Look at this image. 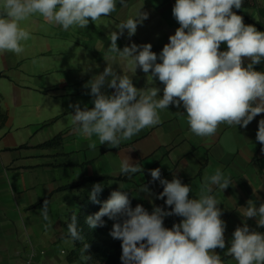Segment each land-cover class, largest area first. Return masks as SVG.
<instances>
[{"label":"crops","instance_id":"0c3cea01","mask_svg":"<svg viewBox=\"0 0 264 264\" xmlns=\"http://www.w3.org/2000/svg\"><path fill=\"white\" fill-rule=\"evenodd\" d=\"M174 4L175 0H125L122 5L117 0L116 10L109 16L90 20L86 28L72 26L67 31L34 17L28 25L32 35L25 52L20 56L0 55V99L8 115L0 128V264H21L25 259L36 264H87L81 259L83 247L76 250L66 222L68 214L80 208L88 185L62 187L89 177H122L123 180H110L112 186L142 199L150 212L154 206L170 211L165 205L166 197L156 198L163 191L159 181L153 182L150 175V170L156 168L161 169L163 179L171 181L176 176L191 185L190 198L201 194L205 177L213 175L217 168L232 179L223 193L214 189L212 194L221 202V218L226 222V248L215 252L225 264H236L224 253L232 233L243 226L239 207H246L249 200L257 197V206L264 202V145L256 140L264 113L246 128L222 124L213 136L204 138L190 131L182 105H170L160 112L158 125L143 129L119 148L101 145L95 134L91 138L81 135L72 123V105L94 106L85 85L107 66L103 56L107 55L116 26L139 10L148 13L136 33L129 37L125 30L117 45L123 49L133 43H150L152 51L159 55L180 26L172 15ZM261 9L264 10V0H259L257 7L244 8V23L264 22ZM220 50H226V45L222 43ZM248 62L245 59V64ZM117 72L131 75L123 63L117 66ZM147 75L138 68L132 77L134 86L159 87L158 95L162 97L164 85L156 78L152 84ZM103 91L112 94L114 89L105 86ZM58 135L62 136L61 144L41 146ZM126 154L143 167V173L130 178L119 174L120 161ZM142 185L150 193L139 191ZM47 197V203L34 207ZM45 208L48 220L43 218ZM181 219L168 216L164 226L171 228ZM247 223L250 229L259 231L256 218Z\"/></svg>","mask_w":264,"mask_h":264},{"label":"clouds","instance_id":"9594fccd","mask_svg":"<svg viewBox=\"0 0 264 264\" xmlns=\"http://www.w3.org/2000/svg\"><path fill=\"white\" fill-rule=\"evenodd\" d=\"M119 2L123 5L125 0ZM243 3L244 0H175L172 15L180 26L159 55L152 51L150 43H133L123 49L117 45L125 30L129 37L136 33L148 13L139 10L119 23L111 34L107 55L103 56L107 66L85 85L94 106H71L76 131L88 138L95 134L101 145L119 148L143 129L158 125L160 112L170 105H182L190 131L198 137L213 136L222 124L246 128L264 113V71L256 69V65L264 63V31L246 25L234 11ZM116 5L117 0H0V55L20 56L25 52L32 35L28 25L34 17L64 31L72 26L83 29L90 20L109 16ZM222 43L226 50H220ZM245 59L249 60L247 64ZM121 63L131 75L118 74ZM138 68L151 77L152 84L156 78L164 85L162 97L158 95L159 87L134 86L132 77ZM105 86L114 92L106 94ZM256 140L264 145V119L259 121ZM137 173H143V167L129 155L123 156L119 174L130 178ZM150 175L153 182L158 180L163 186L156 198L166 197L165 205L170 211L154 206L150 213L139 204L132 208L128 194L116 190L98 212L86 218L88 228L105 226L104 217L113 221L124 218L114 223L109 233L121 241L122 264H225L215 249L226 248V222L221 218V202L212 193L214 189L223 193L232 179L217 168L213 175L205 177L201 194L190 198L192 187L180 178L163 179L160 168L150 170ZM103 187L101 183L92 186L89 199L93 203H101L98 195ZM139 191L150 193L146 185ZM258 200L259 197L239 207L243 226L232 233L224 253L236 264H264V231L250 229L247 223L256 218V226L264 229V202L257 206ZM42 214L49 219L46 208ZM172 215L182 219L167 228L164 220ZM67 229L72 241L83 239L77 216L71 217ZM88 248L85 244L81 250L82 261L92 257Z\"/></svg>","mask_w":264,"mask_h":264},{"label":"trees","instance_id":"16d2710c","mask_svg":"<svg viewBox=\"0 0 264 264\" xmlns=\"http://www.w3.org/2000/svg\"><path fill=\"white\" fill-rule=\"evenodd\" d=\"M258 3L259 0H244L242 8L238 10L234 9V11L238 15L243 16L244 8L257 7ZM261 11L262 13H264V10L261 9ZM254 25L260 31H264V22L258 21L255 22ZM256 69L260 71H264V63L260 65H256ZM7 119H8V115L6 111L3 109L0 99V128H2L3 125H5ZM61 142H62V136L58 135L53 140L48 141L42 144L41 146L46 147L49 145L61 144ZM123 179L124 178L122 177H111V176L89 177L80 180L78 182L70 183L62 187V189L79 188L84 186L85 184L93 186L97 182L103 181L102 183L104 185L103 190L98 195V200L101 203H93L89 199V194L83 195L80 201V208L77 209V211L72 210L68 214V220L66 222V227H67V225L71 222V217L73 215L78 217L79 227L82 229L81 234L83 239L80 241H75V245H76V250L83 247L85 244L89 245L88 254H90L92 257L91 259L88 260L87 264H122L120 259L122 255L121 241L117 239H113L109 235V233L112 230L113 224L116 222H122L124 218H119V221H113V223L110 224L109 219L107 217H104L103 219L105 221V226L103 227L98 226L95 229H89L85 222L88 216L93 215L100 210V208L102 207V203L110 197L111 192L116 190L126 192L131 201L132 208H135L139 204L149 211L145 202L142 199L135 197L132 193L127 192L122 188H117V187H115L114 189L109 188L108 182H110V180H123ZM48 199L49 198L47 197L35 203L34 207L44 205L45 203L48 202ZM259 231H264V229H259ZM70 260H73L71 256H70Z\"/></svg>","mask_w":264,"mask_h":264},{"label":"rangeland","instance_id":"374dc122","mask_svg":"<svg viewBox=\"0 0 264 264\" xmlns=\"http://www.w3.org/2000/svg\"><path fill=\"white\" fill-rule=\"evenodd\" d=\"M97 183H103V181L102 182H97ZM108 184H109V188H111V189H114L115 187H113L112 186V184H111V182H108ZM91 190H92V185H88V192H87V194H89L90 192H91Z\"/></svg>","mask_w":264,"mask_h":264},{"label":"built area","instance_id":"2783aa9c","mask_svg":"<svg viewBox=\"0 0 264 264\" xmlns=\"http://www.w3.org/2000/svg\"><path fill=\"white\" fill-rule=\"evenodd\" d=\"M21 264H36V263L32 259H25L24 261L21 262Z\"/></svg>","mask_w":264,"mask_h":264}]
</instances>
